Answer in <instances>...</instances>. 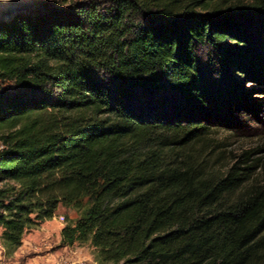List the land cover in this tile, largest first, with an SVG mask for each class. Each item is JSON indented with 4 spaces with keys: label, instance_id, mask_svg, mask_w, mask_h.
Returning <instances> with one entry per match:
<instances>
[{
    "label": "trees",
    "instance_id": "obj_1",
    "mask_svg": "<svg viewBox=\"0 0 264 264\" xmlns=\"http://www.w3.org/2000/svg\"><path fill=\"white\" fill-rule=\"evenodd\" d=\"M64 3L0 13L5 252L63 207L100 264H264V159L215 135L264 84V0Z\"/></svg>",
    "mask_w": 264,
    "mask_h": 264
},
{
    "label": "rangeland",
    "instance_id": "obj_2",
    "mask_svg": "<svg viewBox=\"0 0 264 264\" xmlns=\"http://www.w3.org/2000/svg\"><path fill=\"white\" fill-rule=\"evenodd\" d=\"M64 2L66 0H0V13L2 7L12 8L16 5L25 6L30 13L45 9L47 6L50 7L49 9L58 10L67 6ZM207 54L208 51L206 50H200L198 54L199 64L205 74L208 73L206 66L208 62ZM249 81L251 80L243 83L245 92L243 93L242 103L246 105H240L237 109L234 108L235 113H233L234 117L231 124L218 125L215 135L223 142L228 156H237L243 151H251L254 158L264 159V84L258 85ZM0 88L9 89V84L0 83ZM247 106L249 110L245 108ZM258 172L260 173V171ZM59 217H63L64 220L61 221ZM65 217L74 220L77 214L72 210L60 207L57 215L53 219L47 220L49 223L45 221V224L42 223L38 228L29 230L23 238L22 246L14 253L7 254L0 241L3 246V251L0 252V263L22 264L24 261H29L32 259V255L29 254L35 252L30 251L31 253H29L26 250H30L31 244H42L44 239L47 240V246L53 248V253L60 252L61 247H63L61 245L60 230L66 224ZM64 247H67L68 252L74 257L76 256V259L80 258L81 261L76 264H100L97 259V251L88 243Z\"/></svg>",
    "mask_w": 264,
    "mask_h": 264
},
{
    "label": "crops",
    "instance_id": "obj_3",
    "mask_svg": "<svg viewBox=\"0 0 264 264\" xmlns=\"http://www.w3.org/2000/svg\"><path fill=\"white\" fill-rule=\"evenodd\" d=\"M46 223L49 222L46 221ZM29 249L30 250H26V252L31 253L30 251H33L35 253L29 254L30 256L32 255L31 257L32 259L29 260L28 257L29 261H24L22 262V264H76L78 261H81L79 257L78 259H76V256L74 257L73 255H71V253L68 252V248L64 246L61 247L60 252L53 253L52 251L53 248L47 246L46 239L42 240V244L40 245L31 244ZM0 264H8V263L1 262Z\"/></svg>",
    "mask_w": 264,
    "mask_h": 264
},
{
    "label": "bare ground",
    "instance_id": "obj_4",
    "mask_svg": "<svg viewBox=\"0 0 264 264\" xmlns=\"http://www.w3.org/2000/svg\"><path fill=\"white\" fill-rule=\"evenodd\" d=\"M11 8L2 7L1 13L8 12Z\"/></svg>",
    "mask_w": 264,
    "mask_h": 264
},
{
    "label": "built area",
    "instance_id": "obj_5",
    "mask_svg": "<svg viewBox=\"0 0 264 264\" xmlns=\"http://www.w3.org/2000/svg\"><path fill=\"white\" fill-rule=\"evenodd\" d=\"M59 219L61 220V221H63L64 220V218L63 217H59ZM1 251H3V246L0 244V252Z\"/></svg>",
    "mask_w": 264,
    "mask_h": 264
}]
</instances>
